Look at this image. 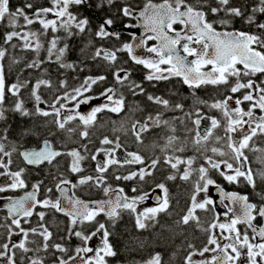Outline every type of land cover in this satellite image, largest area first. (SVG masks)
Instances as JSON below:
<instances>
[{
	"label": "snow or ice",
	"instance_id": "snow-or-ice-1",
	"mask_svg": "<svg viewBox=\"0 0 264 264\" xmlns=\"http://www.w3.org/2000/svg\"><path fill=\"white\" fill-rule=\"evenodd\" d=\"M93 8L104 12L95 28L81 13ZM262 18L264 0H21L16 6L0 0V121L9 112L45 118L43 133L23 127L10 139L9 128L0 129V264H111L118 252L110 228L124 213L135 218L137 230L157 224L162 213L171 216L168 182L176 180L190 192L174 225L181 235L192 229L194 238L204 236L199 246L187 240L183 264H264ZM86 33L84 60L69 61L67 41ZM85 60L104 73L75 86L45 78V64L79 73ZM136 66L146 70L139 81ZM33 71H41L34 81L24 76ZM173 80L190 90L187 107L144 85ZM208 87L216 95L200 97L198 90ZM42 89L56 94L45 100ZM25 91L34 110L26 107ZM129 96L146 97L154 111ZM83 105L90 110L82 112ZM105 112L120 117L110 121L112 135L98 123ZM168 112L180 115L166 118ZM148 135L158 139L146 142ZM31 137L37 143L26 147ZM14 157L23 166L14 168ZM88 160L95 162L90 172ZM29 169L45 178L29 184ZM220 180L251 193L228 191ZM120 182H131L132 195ZM18 191L23 194H10ZM92 192L102 198H83ZM148 200L153 206L141 209ZM140 264L164 260L156 252Z\"/></svg>",
	"mask_w": 264,
	"mask_h": 264
},
{
	"label": "trees",
	"instance_id": "trees-1",
	"mask_svg": "<svg viewBox=\"0 0 264 264\" xmlns=\"http://www.w3.org/2000/svg\"><path fill=\"white\" fill-rule=\"evenodd\" d=\"M20 2L21 0H11L13 6L18 5ZM34 2L37 4H45L46 0H34ZM81 13L87 14L90 17L93 23V28H95L96 23L98 22V18L104 15V12L98 11L94 8L92 10H89L87 13L81 10ZM240 26L241 25L239 23L236 25V27ZM2 31L3 26H0V32ZM88 40L89 35L86 33L82 36L73 37L70 41H67L69 43L70 50L67 53L66 58L69 61L76 62L77 64L84 60V57L80 53V49L84 47ZM96 43L99 44L101 42L96 41ZM17 55H27L31 57L32 54L17 52ZM45 66L53 67L49 73L52 77L53 74L58 77V73H62V70L54 68L55 66H57L55 64H46ZM82 66L84 67V71L79 72L81 76L85 75L86 73H90L92 75L98 72V70H100V67H98L97 64H94L89 60H85ZM66 72L67 74L73 73L71 71ZM40 75L41 71H33L31 72V74L27 72L24 73V76L26 78H30L32 80H35ZM15 76L16 73L12 72L9 76V79L14 81ZM67 79L71 80L69 76L67 77ZM168 86H170V84H163V87L165 88ZM176 87L180 90V93L178 92V95L173 96L174 101L181 100V98H184V95H186L184 94L186 93V89L184 87ZM166 92L168 94L172 93L170 89H167ZM135 100L138 102V97H136ZM30 123L31 121L25 119V117H20L16 113L10 114L9 112L7 122L3 121V124L0 126V129L8 127L10 131V139H15L17 137L19 129L23 127L36 126L41 133L44 132L43 125H35ZM35 139L37 140L36 137L25 138V140L27 141L26 146L30 145L31 142ZM90 167H92V164H90ZM180 192L181 190L179 188L176 189L174 193L175 196L178 195ZM183 199L181 203H183ZM181 208L182 207H180L179 209ZM177 209L174 211L175 213H177L175 219L178 218V214L180 212ZM201 214L204 215L203 213ZM175 219L173 220V222H166L162 220L159 221V224L149 227L148 231H145L146 234L142 231L138 232L130 218H126L121 220L120 222H117L114 228H110V230L113 232L111 240L118 252V256L115 257V260L119 261L118 264H125L124 261L133 262V260H136L138 259V257H141V254H146L150 250H158V252L163 257L164 264H180L182 261V255L184 254L186 249L187 240H190L193 243L197 244V246H199L204 236L202 235V233L196 232L194 238L192 235V229H188L185 235H181L180 233L182 229L175 227ZM174 253L175 255H173Z\"/></svg>",
	"mask_w": 264,
	"mask_h": 264
},
{
	"label": "flooded vegetation",
	"instance_id": "flooded-vegetation-1",
	"mask_svg": "<svg viewBox=\"0 0 264 264\" xmlns=\"http://www.w3.org/2000/svg\"><path fill=\"white\" fill-rule=\"evenodd\" d=\"M127 37H125V39H126ZM101 42V41H100ZM104 43H106V46H108V47H111L112 46V44H114L115 43V41H113L112 43H107V42H104ZM45 68H47V74H46V76H45V78H49V79H51L52 80V82H53V84L54 85H57L58 84V81L60 80V79H67V77L69 76V78L71 79V84H70V86H75V85H77L78 84V82L80 81V80H82V78H84L85 76H87V75H91L90 73H86L85 75H83V76H81L80 75V73H71V74H67V72H66V70H62V69H59L58 68V66H55L54 68L55 69H59V70H62V73H58V77L55 75V74H53V77L51 76V74H49L50 73V71H51V69L53 68V67H45ZM104 71H105V69H103V68H100V70H98V72H96V73H94L95 75L96 74H103L104 73ZM136 71H138V72H136ZM145 72H146V70L145 69H143L142 67H140V66H136V70L134 71V73H133V79H136V80H141L142 79V77H143V75L145 74ZM137 73H138V75H137ZM94 74H92V75H94ZM74 77H76V79H74ZM34 81V80H33ZM109 82H111V76L109 75ZM163 84H170V86H168V87H163ZM144 85H145V87H146V89L148 90V92H150V93H155L156 95H164L166 98H172L173 99V96H172V93H167L166 91H167V89H170L172 92H179L180 93V90L176 87V86H178V87H184L185 89H186V93H184V94H186V95H184L185 97L184 98H181V100H183V102L185 103V105H186V107L188 106V105H190L191 104V97H190V90L189 89H187V87L186 86H184V85H182L181 83H178L177 81H175V80H173V81H171V82H160V83H158L157 85H156V87L155 88H153L152 87V85L149 83V82H147V81H144ZM104 85H102V87H103ZM102 88H100V86L96 89V91H100ZM62 91V90H61ZM41 93H42V96H43V98L45 99V100H50L51 98H52V96L53 95H55L56 93L54 92V90H51V89H42L41 90ZM198 95L200 96V97H202V98H204V99H210L211 97H213V96H215L216 95V90H214L213 88H211V87H208V88H203V89H200V90H198ZM141 97H143V96H141ZM141 97H138V102H140L142 105H145V104H147L148 105V111H154V108H155V106H153V105H150L148 102H147V100H146V97H144V98H141ZM23 98H24V100H25V104H26V107L29 109V110H34V102L32 101V100H28L26 97H25V95H23ZM128 99H129V101L131 102V101H133V99H135V98H133V97H131V96H129L128 97ZM12 103H13V98H11V97H9V99H8V101H7V104H6V106L7 107H10L11 105H12ZM94 103H96V101H94ZM97 104V103H96ZM41 107H45V105H40ZM69 106H71V105H69ZM82 112H88L90 109H89V106H81V109H80ZM205 111H207V109L205 110ZM12 113H14V112H10V114H12ZM17 114V113H16ZM18 115V114H17ZM174 115H180V113H172V112H168L167 114H166V118L167 117H171V116H174ZM138 116H139V114H138ZM25 119H28V120H30L31 121V123L30 124H35V125H43V121H44V119L45 118H43V117H34V118H26L25 117ZM120 120V117H118V116H116L115 114H112V113H108V112H105V113H101L100 115H99V117H98V123L99 124H107V127L105 128V129H102L101 131L102 132H106L107 134H109V135H112V133H111V124H110V121H119ZM3 124V121H0V126ZM179 127V131H178V135H183L184 133H183V127H180V126H178ZM45 131V130H44ZM74 139H75V137H74ZM93 139L94 140H96V138L95 137H93ZM158 138L156 137V136H154V135H148V136H146V142H151V141H153V140H157ZM37 140L35 139V140H33L32 142H31V144L30 145H25L26 147H34L35 145H36V142ZM161 143H162V141H160ZM68 146L69 147H75V146H77V145H75V144H73V143H71V142H69L68 143ZM96 146H99L98 145V141H96V143H95V145H89V147L90 148H94V147H96ZM132 148H133V150H135V146L134 145H132ZM190 154V153H189ZM250 156L252 155L251 153L249 154ZM14 159L16 160V163H15V165L13 166L14 168L15 167H17V166H23V164H22V162L19 160V158H16V157H14ZM89 161H91V160H89ZM92 163H89L88 164V166H87V164L86 163H84V167L90 172L91 170H93L94 169V167H95V162H93V161H91ZM94 163V164H93ZM90 164H92V167H90ZM64 166L66 167V161L64 162ZM40 173H42V174H40ZM39 174H37V172L35 171V170H32V169H29V172L28 173H26V176H27V180H28V182H29V184H31V183H33V182H35L37 179H41V178H45V175H46V173L44 172V171H41ZM87 174V173H86ZM166 174V173H165ZM3 178H0V180H2ZM157 179L159 180L160 179V174H158L157 175ZM113 183H116V182H113ZM121 184H122V186H125L126 187V190L128 191V193H129V195H132V193H131V191H130V189H131V182H128L127 184H124V182H120ZM220 183L222 184V186H224L225 187V189L226 190H228V191H239V192H241L242 194L244 193V192H248V193H251V189L250 188H246L244 185H228L226 182H224V181H222V180H220ZM168 187H169V191H170V195H171V197H172V215L171 216H169V215H167V214H160L159 215V217H158V221H166V222H173V220L175 219V217H176V214L177 213H175L174 211L179 207H182L181 209H183L184 207H185V205H186V203H187V200H188V194H189V192H190V186L188 185V184H185L184 182H182V181H180V180H176V181H169L168 182ZM180 189L181 190V192L178 194V195H176L175 196V190L176 189ZM215 189H212L211 190V194H212V196H213V199H215L216 201H217V203H218V199H219V197L218 196H215V194H214V191ZM11 195H16V196H18V195H22L23 194V192L22 191H18V192H16V193H10ZM102 193H98V192H92L91 193V196L89 197V195L87 194V193H82V196H83V198H85V199H88V198H93V199H99V198H102ZM184 198V199H183ZM254 198V197H253ZM182 199H183V203H181L182 202ZM153 204H154V201L153 200H148V201H146L143 205L145 206V207H149V206H153ZM182 205V206H181ZM141 207V206H140ZM177 209V210H179V211H181V209ZM141 209H142V207H141ZM180 213V212H179ZM128 214V213H127ZM130 215V214H129ZM129 218L132 220V222L135 224V218L132 216V215H130L129 216ZM60 219H64L63 217H60ZM100 219L102 220V221H104V218L103 217H100ZM176 220V219H175ZM160 222H158L157 224H159ZM138 232H144L145 233V231L147 232L148 231V228L147 229H143V230H137ZM146 234V233H145ZM144 234V235H145ZM77 243H79L77 240H75V239H73V241H72V244L73 245H75V244H77ZM92 245L93 246H95L97 243H98V241L97 240H93L92 242ZM156 252H158V250H150L148 253H146V254H141V257H138V259H136V260H133V262H125L124 261V263L125 264H140V262H142L143 260H145V259H147L148 258V256L149 255H151V254H154V253H156ZM185 253V252H184ZM183 256H184V254L182 255V261H181V263L180 264H183ZM198 258V257H197ZM110 260H111V264H118V262L119 261H117V260H115V258H110Z\"/></svg>",
	"mask_w": 264,
	"mask_h": 264
},
{
	"label": "rangeland",
	"instance_id": "rangeland-1",
	"mask_svg": "<svg viewBox=\"0 0 264 264\" xmlns=\"http://www.w3.org/2000/svg\"><path fill=\"white\" fill-rule=\"evenodd\" d=\"M100 102L101 101H96L97 104L100 103ZM83 106H86V105H83ZM141 207L144 208L145 206L142 204Z\"/></svg>",
	"mask_w": 264,
	"mask_h": 264
}]
</instances>
